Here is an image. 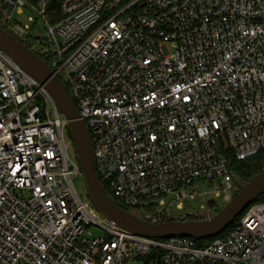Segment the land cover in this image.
I'll return each mask as SVG.
<instances>
[{
  "label": "built area",
  "instance_id": "obj_1",
  "mask_svg": "<svg viewBox=\"0 0 264 264\" xmlns=\"http://www.w3.org/2000/svg\"><path fill=\"white\" fill-rule=\"evenodd\" d=\"M49 1L0 0V26L68 89L110 201L153 225L203 222L209 200L232 199L227 151L262 152L264 172V0H63L45 40H29L12 13L43 18ZM67 126L0 51V264H264V201L204 248L117 228L73 187ZM198 182L220 190L199 194ZM196 197L197 210L171 215Z\"/></svg>",
  "mask_w": 264,
  "mask_h": 264
},
{
  "label": "water",
  "instance_id": "obj_2",
  "mask_svg": "<svg viewBox=\"0 0 264 264\" xmlns=\"http://www.w3.org/2000/svg\"><path fill=\"white\" fill-rule=\"evenodd\" d=\"M0 51L21 71L45 87L61 115L68 121L66 132L76 152L85 184V196L95 210L117 228L133 235L152 239L187 237L194 240H206L222 234L247 206L254 204L264 195V172H261L248 180L229 203L208 221H171L153 225L131 215L106 196L95 174L88 131L85 124L79 120L77 110L64 84L53 74L47 63L22 44L20 37L1 26ZM207 206L214 207L215 201L209 200Z\"/></svg>",
  "mask_w": 264,
  "mask_h": 264
},
{
  "label": "rangeland",
  "instance_id": "obj_3",
  "mask_svg": "<svg viewBox=\"0 0 264 264\" xmlns=\"http://www.w3.org/2000/svg\"><path fill=\"white\" fill-rule=\"evenodd\" d=\"M23 13L17 14L12 13V20L19 23L22 26L27 25L28 31L26 32V37L29 40L35 41L37 43H41L45 40L46 34H47V26H46V20L40 16L35 11H29L26 9H23ZM28 18H32V21H28ZM73 187L79 197L81 199H84L85 197V184L82 175H78L72 180ZM233 184H234V191L231 193V198H233L240 190L241 182L237 177H233ZM196 192L201 193H207L208 191H214L218 190V186L215 182H212L211 184L205 183V182H198L195 185ZM220 190V189H219ZM210 197V196H206ZM112 199V198H111ZM113 200V199H112ZM114 201V200H113ZM203 203V200L200 197H196L193 200H188L185 204L182 210L178 211L175 209V207L172 205L170 208V213L173 217L178 218L179 216L183 215L184 213L188 211H195L198 209V207ZM119 204V203H118ZM228 202H224L222 200V196L217 198L215 201V206L213 207V211L216 212V214L221 211ZM133 216L137 215L133 212ZM167 222V221H165ZM234 223V222H233ZM232 230V229H231ZM91 234L93 235H99V232L92 229ZM137 264V263H134Z\"/></svg>",
  "mask_w": 264,
  "mask_h": 264
},
{
  "label": "trees",
  "instance_id": "obj_4",
  "mask_svg": "<svg viewBox=\"0 0 264 264\" xmlns=\"http://www.w3.org/2000/svg\"><path fill=\"white\" fill-rule=\"evenodd\" d=\"M63 0H50L46 6V10L45 13L43 15V18L46 20V22H48V24L52 25L57 23L60 19H61V15H60V5L62 3ZM27 49L30 50V47L26 44V43H22ZM45 63H47L48 65H50L49 60L46 57L40 56L38 55ZM68 92V89H66ZM226 158H227V162H228V170L233 174V177H237L240 182H241V186H244L248 180H250L251 178L255 177L256 175L260 174L262 172V152L257 153L256 155L250 156L246 159L243 160H238L236 159V157L234 156V154L230 151L226 152ZM112 201V200H111ZM264 201V195L259 197L255 203L257 202H262ZM115 205H117L119 208H121L122 210L130 213L131 215L134 213H136L137 215L135 217L137 218H141V214L135 210V209H131L128 208L126 206H123L121 204H118L115 201H112ZM240 218V216H238L234 223L232 225H230L229 227H227V229L220 235L210 238V239H206V240H197L196 241V246L199 248H204L207 245L211 244L214 240L216 239H220L224 236H226L231 229L235 226L236 222L238 221V219ZM167 222H171V219H167Z\"/></svg>",
  "mask_w": 264,
  "mask_h": 264
}]
</instances>
